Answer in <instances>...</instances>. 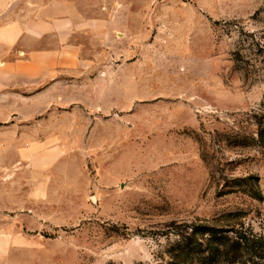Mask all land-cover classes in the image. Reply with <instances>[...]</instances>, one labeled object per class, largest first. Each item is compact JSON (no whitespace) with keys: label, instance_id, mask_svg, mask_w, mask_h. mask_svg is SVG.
<instances>
[{"label":"rangeland","instance_id":"374dc122","mask_svg":"<svg viewBox=\"0 0 264 264\" xmlns=\"http://www.w3.org/2000/svg\"><path fill=\"white\" fill-rule=\"evenodd\" d=\"M119 1L71 97H0V264H160L176 223L231 212L264 236V0Z\"/></svg>","mask_w":264,"mask_h":264},{"label":"crops","instance_id":"0c3cea01","mask_svg":"<svg viewBox=\"0 0 264 264\" xmlns=\"http://www.w3.org/2000/svg\"><path fill=\"white\" fill-rule=\"evenodd\" d=\"M119 2L30 0L11 9L0 24V48L5 51L0 58V97H15L24 106L4 112L35 115L47 99L71 97L77 78L121 39L116 38L124 25Z\"/></svg>","mask_w":264,"mask_h":264},{"label":"trees","instance_id":"16d2710c","mask_svg":"<svg viewBox=\"0 0 264 264\" xmlns=\"http://www.w3.org/2000/svg\"><path fill=\"white\" fill-rule=\"evenodd\" d=\"M245 180L249 194L261 198L250 177L235 182ZM242 218V213L231 212L212 221L197 218L176 223L167 259L160 264H264V236L255 233Z\"/></svg>","mask_w":264,"mask_h":264}]
</instances>
